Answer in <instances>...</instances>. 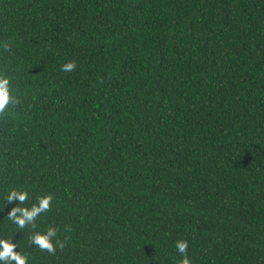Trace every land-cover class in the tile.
Masks as SVG:
<instances>
[{"label": "trees", "instance_id": "1", "mask_svg": "<svg viewBox=\"0 0 264 264\" xmlns=\"http://www.w3.org/2000/svg\"><path fill=\"white\" fill-rule=\"evenodd\" d=\"M2 44L0 239L28 264H264V0H0Z\"/></svg>", "mask_w": 264, "mask_h": 264}, {"label": "clouds", "instance_id": "2", "mask_svg": "<svg viewBox=\"0 0 264 264\" xmlns=\"http://www.w3.org/2000/svg\"><path fill=\"white\" fill-rule=\"evenodd\" d=\"M7 49L9 45H0ZM76 67L74 61L67 62L61 66V70L64 72H71ZM10 81L7 78L0 77V112H3L11 100V95L9 92ZM28 193L24 190H13L9 191L6 200L11 203L13 201H18V205H23L26 201ZM52 197L44 196L38 200L37 204L31 206V208H26L22 206L14 207L8 214V220L13 223L17 229H24L26 224H30L39 213H47L50 207V201ZM57 230L54 228H49L44 234H36L31 237V242L36 245L41 251H47L48 253H53L57 246L63 247V243L56 240L54 243V238L56 237ZM176 251L182 254L181 259L178 264H191L185 253L188 249V243L185 240H177L174 242ZM17 246L15 244L9 243L4 239H0V264H28L29 257L26 255H21L14 249Z\"/></svg>", "mask_w": 264, "mask_h": 264}]
</instances>
